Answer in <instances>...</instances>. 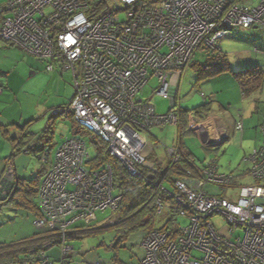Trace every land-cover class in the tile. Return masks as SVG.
<instances>
[{"label":"built area","instance_id":"2783aa9c","mask_svg":"<svg viewBox=\"0 0 264 264\" xmlns=\"http://www.w3.org/2000/svg\"><path fill=\"white\" fill-rule=\"evenodd\" d=\"M101 4L99 8L85 0H7L0 3V40L45 62L47 72H70L74 97L56 113L71 114L107 145L108 153L132 177L157 186L179 208L172 216L173 204L158 199V215L189 221L183 227L176 223L150 232L142 243L141 264H264V142L244 159L247 172L239 176L249 175L254 183L241 188L237 202L205 191L207 185L230 189L236 178L221 173L216 160L197 165L170 192L164 180L145 176L144 165L155 150L152 129L177 126L180 115L176 110L160 115L140 98L155 80L156 94L175 106L172 92L180 87L196 53L221 48L222 39L235 29H264V0H101ZM188 119L190 130L197 127L192 114ZM235 130L243 131V121ZM261 131L264 135V125ZM169 154L175 164L186 151L179 146L170 148ZM36 156L48 169L38 190L41 215L34 225L59 235L63 259L74 251L68 243L71 226L95 222L98 212L116 213L122 196L115 194L111 165L90 169L89 145L83 138L67 139L53 156L49 149ZM15 181L14 159L8 158L0 180V203L8 200ZM215 217L224 219L223 228H217ZM42 260L50 263L43 254Z\"/></svg>","mask_w":264,"mask_h":264},{"label":"rangeland","instance_id":"374dc122","mask_svg":"<svg viewBox=\"0 0 264 264\" xmlns=\"http://www.w3.org/2000/svg\"><path fill=\"white\" fill-rule=\"evenodd\" d=\"M0 1L4 2L5 0ZM122 16H124V14H122ZM232 46H234V43L231 42L228 38L223 39L221 42V49H231ZM0 48L9 49L7 50L8 55H2H4V57H7L5 58V64L7 66H11V69L13 68L14 70H16V75L12 80V88L17 93V96H19V106L20 108L22 106L25 114H27L28 110H30L32 114H35L36 122L33 125L34 130H43L48 121L52 120L54 133L50 138V142L48 143L49 146L54 149V151H56L59 145L65 142L67 139L75 136L83 138L88 143L89 151L92 156L95 151V146L93 145L92 138H97L95 136H90L88 133L86 134V136L80 134L75 135L74 124L72 119H70L68 115L69 113L62 114L60 117L54 116L57 108L62 106L61 102L65 94L68 91H72V93H74L75 91L74 85L72 83V74L70 72L62 73L59 69H56V71L53 73L47 72V64L45 62L41 61L35 56L26 54L19 48L6 44V42L1 40ZM1 53H3V50H1ZM200 53L201 52L196 53L194 57L195 61L199 60ZM195 77H197V73L193 68L188 67L187 69H185V72L181 77V86L176 99V104L179 108H182L184 110H193L194 107L200 105L199 103L203 102L201 93L199 92V90H197V88L194 87ZM55 78L60 80V82H56ZM232 84L233 83L230 81L224 82L223 88H225V95L227 98H230L232 100L234 104L233 108H239L241 107V105L240 103H238V101H236V88H234ZM209 87V84H207L206 89L209 90ZM156 88V81L151 80L150 83L145 87L144 91L140 94V98L143 101L150 102L156 108L158 114H167L172 101L169 98L167 99L158 96L154 91ZM8 95H12V93H8ZM220 109L221 107L216 104L215 110L219 111ZM41 112L45 114L44 117L40 115ZM57 114V116H59L61 113ZM254 115L255 116L252 115V117H255L253 119H250V115L247 117L249 119L246 120L247 127L245 126L244 132H237L236 135L233 136L230 135L223 151L219 153H206V150L201 142V138L199 137L197 132L191 134L189 133V130L185 131L184 136L181 139L183 142V146L186 152L196 157V162L199 167L204 166L206 163L212 160H216L218 166L220 167L221 173L228 175L232 174L236 177L233 181L232 188L230 189L223 190L219 187L207 185L205 187V191L209 192L210 195L220 196L229 201L237 202L240 196L241 188L243 186L252 185L254 183L253 179L249 175L239 176L247 172V166L244 163V159H246L253 153L255 147L257 148L259 146H262L264 142V135L261 131V125L254 127L258 123L256 114ZM175 127L176 126L170 125L165 127H156L152 129L151 135H153V137L149 135L152 146L155 147L154 151H156V154L159 158L158 164L162 170H165L167 164L171 161L169 149L173 147L175 141L177 140V128ZM7 147L11 149L9 143H7ZM154 151L152 152V154L154 153ZM9 154H11V150L9 151ZM24 157L27 158L25 162H22V160H19L17 162V167L19 168V172L21 174H23L25 168H29L32 165L37 166L39 163H41L38 157H34L33 155ZM146 162L150 161L147 160ZM165 187H169V189L175 191V189H173L172 186L168 185V183H165ZM117 193L118 191L115 190V194ZM5 208L6 207H4L3 209L6 210ZM11 211L14 212L15 210ZM164 214H162V216L157 214L155 229H167L172 227V225H176V223L177 225L182 227L189 224L187 218L179 216L175 219V217H170ZM12 217L15 216L12 215ZM97 218L98 222L95 223H97L99 227H104L106 222L102 224H99V222L106 219H114L116 221L117 214L113 213L110 210H107L105 212H98ZM214 219V223L216 224L217 228L221 229L225 226V221L222 217H215ZM16 220L17 219L9 222L7 219H5V221L9 223H5L4 226L0 225V243L17 238L20 232L19 229L21 228V222H18L17 226H12V223H14ZM169 220L171 221L170 224H168ZM24 223L25 225H27L26 221H24ZM145 236H147V234H145L144 232H136L129 236L126 243H124L125 245L118 250L120 259L124 262L130 263L132 261L134 264H140L145 254L142 246V241ZM113 237V233H105L103 235H94L86 239L77 240L73 244L76 247V251H78L79 249H85L87 252H89L90 250H94L92 252H95V250H97L96 252H99L103 258L108 259L112 256V253L107 252L104 245H102L101 247L100 245L102 242L110 244ZM89 253H91V251Z\"/></svg>","mask_w":264,"mask_h":264},{"label":"crops","instance_id":"0c3cea01","mask_svg":"<svg viewBox=\"0 0 264 264\" xmlns=\"http://www.w3.org/2000/svg\"><path fill=\"white\" fill-rule=\"evenodd\" d=\"M232 1H240V0H232ZM6 2L7 0H5L4 2L0 1L1 4H5ZM225 38H228L231 42L234 43V46H232L231 49L230 48L221 49L224 56H226V61L228 62L230 70H233L235 72H243L249 68L259 67L261 70L264 71V29L263 28L253 27L247 30L235 29L223 39ZM1 50H3V53H1ZM7 50L9 49L0 48V87L2 88V93L0 95V180L2 179L5 173L6 160L18 151L16 147L18 146L19 143H21L20 144L21 146L19 148L20 151L19 153H17L18 155L14 158V162L17 170L16 173L17 184L21 185L22 187H25L31 185L32 182L30 181L35 180L36 183L32 184L31 187L34 185L38 187V185H40L43 175L48 169L47 166H43L41 163H39L37 166L32 165L29 168H25L23 174H21L19 172V168L17 167V162L19 160L25 162L27 158L24 156L33 155L34 157H37L36 156L37 151L34 149H37L39 146L44 147V149H49L51 155L52 156L54 155L55 151L49 146L48 143L49 142L48 138H50V136L52 135H48V134L43 135L44 131H48V129L51 128V126L53 125L52 123L53 121L49 120L48 123L44 126L43 130L40 131L34 130L33 125L36 122L35 114H32L30 110H28L27 114H25V111L23 110L22 106L21 108L19 106L20 104L19 96H17V93L12 88L13 87L12 80L16 75V70H14L13 68L11 69L10 68L11 66L9 65L7 66L5 64V58L7 57H4V55L2 54H7ZM199 56L200 57L198 61L202 62L205 60L203 51L200 53ZM193 60H195V58ZM197 80L198 78L195 77L194 87L197 88V90H199V92L203 97V102L199 103L200 105L198 106L205 105L208 103L209 111L204 112L205 114L201 116L202 118H196L193 115V119L197 123V127L192 129L190 133L194 134L195 132H197V134L201 138V142L206 150V153H213L211 151L209 152L208 150L215 148H220V150L214 153H219L223 151L224 146L229 140V136L236 135V133L238 132L235 130V126L238 121H243V131L239 133L244 132L245 126L247 127L246 120L249 119L247 118L249 115H250V119H253L255 117H252V115L255 116L254 114H256V119L258 123L254 127L261 125V123H264V85L259 89L255 91H251L249 94L245 95L241 85L239 84L237 79L233 76V74L230 73V71L222 73L218 76H212L201 80L199 79L198 81ZM225 81H230L233 83L232 84L233 87L236 88L235 89V93L237 94L236 101L240 103L241 107L233 108L234 104L232 100L226 97L225 88H223ZM56 82H60V80L56 79ZM207 84H209L210 86L209 90L206 89ZM179 89L180 87L177 90H174V92H172V95L176 96L179 92ZM8 93L9 94L12 93V95H8ZM74 93H72V91H68L65 94L61 102L62 105L61 107H64L71 103L74 97ZM216 104L219 107H221L219 111L215 110ZM198 106L194 108H197ZM59 108H57V110ZM40 115L44 117L45 114L41 112ZM57 115H58L57 113H54L55 117H58ZM175 128H177V140L175 141L172 148L179 146H182L184 148L183 142L179 137L181 134L180 128L179 127H175ZM225 134H227V137H225ZM46 135H48L47 138ZM42 136L44 137V139L40 140ZM7 143L10 144L11 149L7 147ZM254 149H256V147ZM10 150H11V154H9ZM158 159L159 158L156 154V151H154V153L149 157V161L152 164H154L157 169L161 168L158 164L159 163ZM218 169L220 171L219 166ZM37 187L34 188V191L37 189ZM20 197H21V193H17L13 201L0 206V225L4 226L5 223H9L11 221H14L15 219L17 220L14 223H12V226H17L18 222H21L20 223L21 228L19 229L20 232L17 238L10 241L7 240L0 244L13 245L18 243L33 242L37 240L39 241L46 238L50 239L54 235L58 239H60L58 234L39 235V230L34 225V221L37 218L36 217L37 210L35 209V206L26 208L24 206V200H22ZM32 200L34 205H37L36 192L33 194ZM4 207H6L5 208L6 210L3 209ZM11 210H15V211L13 212ZM12 215H14L15 217H12ZM5 219H7L9 222H6ZM108 220L107 219L103 220L99 222V224L106 222L105 226H107V224L109 223ZM24 221H26L27 225H25ZM96 222H98L97 215H96ZM96 224L97 223L95 222L92 223V225L99 227L98 224L97 225ZM90 225L85 222H77L71 226L68 234V243L74 247V251L69 255L67 264H84L86 262H91L96 260H100L102 264H134L132 261L129 263V262H124L120 259L118 250L115 249V245L117 244L116 242L118 241H114V237L111 240L110 244L102 242L100 245V247L104 245L105 250L107 252L112 253V256L108 259L103 258L99 252H96L97 250H95V252H92L94 250H90L91 253H89L90 251L87 252L85 249H79L78 251H76V247L73 244L75 241L94 236L92 235L89 237L77 238L78 236L76 234L78 233V231H82L83 229L89 228ZM75 236L77 237L74 238ZM58 243H59L58 241L54 240V242H52V244L46 249V255L51 260L53 259L58 260L61 257ZM111 246L113 249L109 248ZM116 254L118 255L119 261H116L114 259ZM34 264H38V263H34Z\"/></svg>","mask_w":264,"mask_h":264},{"label":"trees","instance_id":"16d2710c","mask_svg":"<svg viewBox=\"0 0 264 264\" xmlns=\"http://www.w3.org/2000/svg\"><path fill=\"white\" fill-rule=\"evenodd\" d=\"M85 1H88L93 5H98V7L101 8V0ZM6 44L13 46L10 43ZM203 52L205 56L204 61H195L193 60V58L189 65L196 71L198 80L206 79L212 76H218L222 73L230 71V73L233 74V76L241 85L245 95L249 94L251 91L259 89L264 85V71L261 70L259 67L249 68L243 72H235L229 69L228 62L226 61V56H224L221 48L205 49ZM174 110H176L180 115V123L176 127L180 128L181 134L179 137L180 139H182L185 131L189 130V133L191 131L188 125L189 114L194 115V117L196 118H202L201 116L205 114L204 112L209 111V107L207 103L205 105L198 106L193 110H184L182 108H179L175 103V106H170L168 113ZM61 115L62 114H60L58 117H60ZM68 115L73 121L75 135L80 134L86 136V134L88 133L90 136H95L93 133L83 129L80 125H78L71 114ZM263 125L264 123L261 124V127ZM53 133L54 127L52 125L51 128L48 129V131H44L43 135H53ZM48 135H46V138ZM95 137L98 140L92 138L93 145L95 146V151L92 156L90 154L91 161L89 167L91 170H95L105 168V165L107 164L112 166L114 172V189L117 190L118 193L122 196V202L119 209L115 213L117 214V220L113 224H108L107 226L99 228L90 223L91 225L89 224V228L83 229L82 231H78V233L76 234L78 237L75 236L74 238L113 233L114 241H118L116 242L117 244L115 245V249L119 250L122 246L125 245L124 243H126L129 236L136 232H144L148 235L152 231H158V229H155V221L157 219L156 201L158 199H162L166 203L173 204V199L166 195V193H164L161 189H158L157 186L153 185L152 183H148L145 179L142 180L132 177L122 166V164L108 153L107 145L97 136ZM50 138H48L49 142ZM43 139L44 137L42 136L40 140ZM20 144L21 143H19L16 147L18 151L13 154L10 158L14 159L18 155L17 153H19L20 151ZM180 147L184 150L182 146ZM42 148L44 149V147L39 146L37 149L34 150L37 151L36 153H41L43 150ZM219 150L220 148H215L210 149L208 151L218 152ZM196 166L197 162L195 160V157L192 154L186 152V155L181 158L179 163L174 164L172 161H170L165 170H162L161 168H156V173L150 171L147 168H144V173L145 176L148 177L151 175H155V180L153 181L162 182L164 180V186L165 183H168V185L172 186V188L175 189V182L184 178V176H187L188 173H194L196 170ZM30 182H32L31 185L36 183L35 180ZM31 185L22 187L21 185L17 184V181H15L13 191L4 204L13 201L15 195L17 193H21L20 198L24 200V206L26 208L35 206V209L37 210L36 217H39L41 215L40 209L38 207V204L34 205L32 196L35 192L38 195L40 185H38V187L36 185L31 187ZM35 187H37V189L34 191ZM167 188L170 192L176 191H172L171 189H169V187ZM178 210L179 208L175 204H173L171 215L173 216ZM170 223L171 221L169 220L168 224ZM165 229H159V231ZM39 235L53 234L39 231ZM57 239L58 238L54 235L50 239L46 238L39 241L37 240L33 242L18 243L13 245L0 244V264H44V261L42 260V254L50 260V263L48 264H67L69 256L63 259L62 257H60V259L58 260L53 259V261L46 255V249L52 244V242H54V240L59 242V248L61 249L62 241L61 239ZM109 248L113 249L112 246ZM114 259L116 261H119L117 254L115 255ZM96 261L101 262L100 260Z\"/></svg>","mask_w":264,"mask_h":264},{"label":"water","instance_id":"95a60500","mask_svg":"<svg viewBox=\"0 0 264 264\" xmlns=\"http://www.w3.org/2000/svg\"><path fill=\"white\" fill-rule=\"evenodd\" d=\"M144 166H145V168L149 169L150 171H153L155 173L157 172V169H156L155 165L152 164L151 162H147ZM149 179L150 180H155V175L149 176Z\"/></svg>","mask_w":264,"mask_h":264},{"label":"clouds","instance_id":"9594fccd","mask_svg":"<svg viewBox=\"0 0 264 264\" xmlns=\"http://www.w3.org/2000/svg\"><path fill=\"white\" fill-rule=\"evenodd\" d=\"M190 115V114H189ZM189 117V116H188ZM192 117H193V115H192ZM189 122V121H188ZM188 125H189V123H188ZM147 163V162H146ZM144 168H145V166H144ZM16 181H17V175H16ZM2 205H4V203L3 204H0V206H2Z\"/></svg>","mask_w":264,"mask_h":264}]
</instances>
